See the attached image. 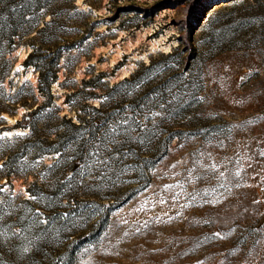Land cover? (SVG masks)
Returning a JSON list of instances; mask_svg holds the SVG:
<instances>
[{
	"label": "rangeland",
	"instance_id": "obj_1",
	"mask_svg": "<svg viewBox=\"0 0 264 264\" xmlns=\"http://www.w3.org/2000/svg\"><path fill=\"white\" fill-rule=\"evenodd\" d=\"M50 13L80 48L61 58L54 102L37 130L55 127L57 105L75 120L82 110L115 115L98 134L109 147L81 170L58 162V153L29 152L23 175L0 179L24 264H264V0H52L39 26ZM35 33L7 54L13 66L6 90H19L31 104L3 111L6 154L17 153L14 143L30 132L13 127L16 121L45 100L38 72L23 64ZM152 58L181 68L158 105L146 98L147 87L125 92L118 84ZM123 95L139 98L141 107L120 108ZM101 100L110 108L99 113L92 105ZM165 130L177 133L155 160L153 140ZM61 194L64 217L45 228Z\"/></svg>",
	"mask_w": 264,
	"mask_h": 264
},
{
	"label": "trees",
	"instance_id": "obj_2",
	"mask_svg": "<svg viewBox=\"0 0 264 264\" xmlns=\"http://www.w3.org/2000/svg\"><path fill=\"white\" fill-rule=\"evenodd\" d=\"M51 1L0 0V120L4 119L3 111L12 112L10 108L12 104L20 103L26 106H30L31 104L29 102L30 97L23 95L19 90H14L12 93L7 92L5 81L10 75L13 66V59L7 56L8 52H12L21 42L20 39H23L25 35L34 29L36 31L35 36L29 41L31 50L28 52L23 64L25 67L33 66L38 72L37 90L45 96L43 102H39L35 108H32L22 119H18L14 124L13 127L15 128L29 126L30 132L25 136L19 137L23 138L22 142L14 143V148L18 149L17 153L6 154L2 150L0 151V157L5 156L3 160L4 167L0 169V179L4 175H23L24 166L22 158L29 152L35 156L58 153V162L67 160L68 163H72L75 170H81L83 164L87 165L91 161H94L96 157L102 156V150L109 147V141L99 138L98 134L102 124H104L103 122H108L114 117V111H106L103 115L93 116L87 110H82V112L77 114V119L75 120L66 114L60 115V107L57 105L56 109L51 111L54 115L55 127L51 128L48 124H45L43 125L45 127L43 132H40L36 128V122L42 116H45L44 111L54 102L52 86L58 80L61 69V58H67V52L80 48L78 42L69 38L71 37L70 31L59 28L60 19L56 14L50 13V20L44 21V24L39 26V13L43 9H46ZM47 37L48 40L46 39ZM182 39L185 46L191 49L193 42L192 35L187 34ZM189 54L184 56L182 68L188 65ZM166 56L171 58L174 55L173 53H168ZM180 70L181 68L166 67L152 58L147 64L140 65L129 76L122 78L118 84L126 85L125 92L138 85L147 87L148 93L146 98L158 105L160 102H167V98L170 95L167 92V84L177 79L181 74ZM9 82L11 84L12 80H9ZM93 85L96 87L95 84ZM169 87L171 86L169 85ZM34 93L35 87L31 85L30 94L34 96ZM91 96L98 97L94 92H92ZM107 102L109 103V100H101L98 106L92 105V108L100 113L103 108L108 106ZM126 102L132 108L141 107V100L139 98L130 100L125 95H123L117 105L120 108H124ZM176 103L177 105L180 103V98L177 99ZM182 107L180 108L183 109ZM107 108L110 107L108 106ZM181 109L174 112L175 119L182 116ZM131 119L132 122L136 121V118ZM6 127L5 125L1 126L0 133ZM163 133L169 134L163 136L162 133L158 134L157 132L156 138L153 140L154 146L157 150L159 149L158 154L153 155L155 160L160 159L164 155L168 143L173 139L177 131L165 130ZM7 139L11 140L10 138ZM38 179V176H36V179L33 181L32 185L35 187L40 185ZM1 186L2 184H0ZM28 190L32 194L39 195V192H36L31 186L28 187ZM0 195H4L2 190H0ZM64 197V194L59 196L56 206L60 210L55 211L52 217L48 216L50 223L45 224V228L51 225L52 220L61 221L64 217L62 210L68 206V204L63 202ZM72 200L76 203L75 198ZM8 207L7 201H0V262L4 263L3 260H5L7 264H24L25 259L23 256L25 254L17 248L20 242V235L17 232L10 231L12 222H10V216L7 215L9 211ZM13 224L16 225L18 222L15 220ZM34 256H38L37 253H34ZM33 262L35 261L32 260L29 264H37Z\"/></svg>",
	"mask_w": 264,
	"mask_h": 264
},
{
	"label": "snow or ice",
	"instance_id": "obj_3",
	"mask_svg": "<svg viewBox=\"0 0 264 264\" xmlns=\"http://www.w3.org/2000/svg\"><path fill=\"white\" fill-rule=\"evenodd\" d=\"M154 115H159V113H155Z\"/></svg>",
	"mask_w": 264,
	"mask_h": 264
}]
</instances>
